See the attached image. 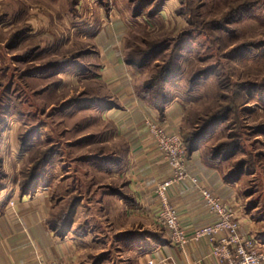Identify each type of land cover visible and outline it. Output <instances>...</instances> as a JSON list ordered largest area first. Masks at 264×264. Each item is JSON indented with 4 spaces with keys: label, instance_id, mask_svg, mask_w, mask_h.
<instances>
[{
    "label": "rangeland",
    "instance_id": "rangeland-1",
    "mask_svg": "<svg viewBox=\"0 0 264 264\" xmlns=\"http://www.w3.org/2000/svg\"><path fill=\"white\" fill-rule=\"evenodd\" d=\"M132 88L167 94L200 160L232 161L264 211V0H0V190L45 205L78 189L92 210L115 147L102 113Z\"/></svg>",
    "mask_w": 264,
    "mask_h": 264
},
{
    "label": "crops",
    "instance_id": "crops-1",
    "mask_svg": "<svg viewBox=\"0 0 264 264\" xmlns=\"http://www.w3.org/2000/svg\"><path fill=\"white\" fill-rule=\"evenodd\" d=\"M112 61L105 68L108 75L125 70ZM129 92L120 105L112 104L102 113L115 124L110 131L115 147L111 158L96 159L98 169L107 173L110 181L98 183L92 210L80 204L85 196L71 195L78 189L55 198L51 195L45 205L28 201L12 189L0 190V264H147L150 259L156 264H221L211 254L207 238L190 241L181 249L156 223L154 215L160 200L154 191L172 172L144 119H156L158 113L165 117L162 124L178 131L182 116L171 102L160 108L150 99L140 100L133 88ZM223 162L221 167L204 162L194 152L188 164L205 187L232 206L241 221L240 231L252 233L264 243V211L257 204L246 206L244 175L224 169L223 165L232 161ZM169 198L189 234L215 219L190 181L175 183L169 189ZM91 211L104 220L101 217L93 224L75 221V216Z\"/></svg>",
    "mask_w": 264,
    "mask_h": 264
},
{
    "label": "built area",
    "instance_id": "built-area-1",
    "mask_svg": "<svg viewBox=\"0 0 264 264\" xmlns=\"http://www.w3.org/2000/svg\"><path fill=\"white\" fill-rule=\"evenodd\" d=\"M144 123L172 172L170 178L156 186L155 194L160 200V206L154 215L156 223L167 230L171 241L185 249L190 241L207 238L212 246L211 254L221 264H264V243L252 233H242L241 221L232 206L215 191L205 187L199 176L191 171L187 146L180 131H172L152 117H146ZM179 181H190L215 217L192 234L183 227L179 211L169 198V189ZM147 264L156 263L150 259Z\"/></svg>",
    "mask_w": 264,
    "mask_h": 264
},
{
    "label": "trees",
    "instance_id": "trees-1",
    "mask_svg": "<svg viewBox=\"0 0 264 264\" xmlns=\"http://www.w3.org/2000/svg\"><path fill=\"white\" fill-rule=\"evenodd\" d=\"M153 98V97H152ZM150 99V101L152 102V104H154L155 106H157V107H163L164 106V104L166 103V101H167V94L165 95H163L162 97H160V98H153V99H151V98H149ZM222 120H224L223 118H222ZM263 129V128H262ZM264 130V129H263ZM185 139V138H184ZM185 143H186V146H187V150H188V154L189 155H191V154H193L194 152H196V151H198L199 150V144H200V141H199V139H196L195 141L194 140H192V139H185ZM227 147V148H226ZM225 148L227 149V150H225V151H227L228 153H232L233 155L239 150V146H238V142L237 141H232V142H230V143H227V146H226ZM240 167H238V170H240L239 169Z\"/></svg>",
    "mask_w": 264,
    "mask_h": 264
}]
</instances>
